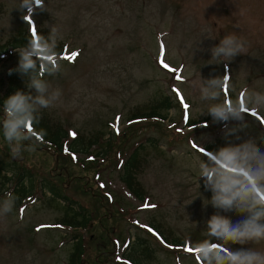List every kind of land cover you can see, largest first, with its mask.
I'll return each mask as SVG.
<instances>
[{
    "label": "rangeland",
    "instance_id": "1",
    "mask_svg": "<svg viewBox=\"0 0 264 264\" xmlns=\"http://www.w3.org/2000/svg\"><path fill=\"white\" fill-rule=\"evenodd\" d=\"M26 31L64 45L66 56L47 57V72L23 78L31 106L66 127L69 141L64 154L43 135H23V124L6 138L12 116L0 115V264H74L78 242L79 264H132L122 254L139 235L153 252L142 264H242L249 253L259 254L251 264H264V237L233 242L209 231L214 215L233 229L257 213L264 224V0H0V46ZM230 35L243 50L214 57ZM24 56L0 55V74ZM166 95L176 103L170 120L129 119ZM225 104L227 115L215 117L211 109ZM75 138L92 141L89 153L70 149ZM139 144L143 200L121 182L118 165ZM22 164L35 174L22 181L32 198L20 201L13 178ZM3 173L12 177L6 185ZM47 180L87 208L89 228L59 223L72 213L62 197L51 199ZM217 182L237 194L231 209L212 203Z\"/></svg>",
    "mask_w": 264,
    "mask_h": 264
},
{
    "label": "trees",
    "instance_id": "2",
    "mask_svg": "<svg viewBox=\"0 0 264 264\" xmlns=\"http://www.w3.org/2000/svg\"><path fill=\"white\" fill-rule=\"evenodd\" d=\"M41 37L36 43L35 39L27 32L26 34H23V36L21 37L11 38L8 41V43L4 44V46H0V55H4V53L6 54L13 53L16 55L25 53L24 57L25 58L27 57V59H30L32 61L31 67L26 68L25 61L23 60L24 61L23 63L16 64L13 67L11 66L7 70L4 76L2 75V73L0 74V115L1 114L3 115L4 110L7 109L6 102L9 99V97L17 93L22 94L26 98L25 111L23 113L18 114L17 117L10 118V120L20 117L25 118L26 121L31 120L33 131L35 133H38V135H43V139L46 142H52L53 144H56L59 147V149L62 150L63 152L65 142L68 140V139L63 140V138H66L68 136L67 128L66 127L62 128L58 125L51 123L48 117L45 115L46 112L37 111L35 108L31 106L28 98V81L25 78H23L25 74L33 73L35 75L42 76L45 73V71L47 72L52 66V63L47 60V57L49 56L57 57V56H62L63 54L66 55L63 44L58 46L55 44L51 45L50 38L46 39V37L42 34ZM34 44H38L40 47H44V48H42V50L39 52L36 51L35 53H31L32 51L30 52L29 49ZM27 53H30V55H27ZM4 80L5 81L7 80L8 83H4ZM178 105L180 104L178 103ZM174 106H176V103L173 101L172 97L166 95L163 99L159 100L154 106H152L149 111H147L146 109H140L137 112H134L133 115H130L129 119H131L132 121L137 119L140 121H149V122H153L152 120H155L157 124L161 125L162 122H165V120L170 119L169 112ZM195 123H198V121L194 120L190 124H195ZM33 131L30 130L29 132L28 130L24 129V131L21 132L25 136H28L29 133H32V135L35 138H37V136L33 133ZM45 136L49 139H47ZM74 141H77V139ZM89 142L91 144L92 141ZM90 144L86 145L85 141L82 138H80L75 143L74 147L73 145L70 146V149L72 151L79 149V151L81 152L89 153ZM93 144H98V141L94 142ZM152 144L154 145L153 142ZM110 148L111 146L107 145L106 147L102 148V153H98V155L105 153L107 154L108 149ZM208 148L212 149V146ZM141 149H143V147L139 146L135 148L133 151H131L129 155L125 156L120 168L121 182H123L127 186V188L130 189L133 192V194L139 198V200L145 199L146 196V193L141 194L143 188L141 184L140 186L137 184L136 173H135V171L140 167L139 151ZM15 164L19 165L17 163ZM21 166L22 168L19 169L18 173H16L15 178H13V180H17L15 181L16 183L15 195L17 196V198H20V201H22L23 198L24 200L32 198V194L29 193L31 191L27 189L25 184H22V181L24 177H29V176L33 177L34 176L33 174H35L33 170L23 167L24 166L23 164ZM0 170H2L1 166H0ZM25 172L27 173V176H25L24 174ZM1 173L2 172H0V174ZM10 179H12V177L9 176V174L8 175L7 173L2 174L1 181L3 185H6V182ZM46 183H48L49 186L51 199L56 200V198L61 199L60 197H62L63 200H66L65 205L68 206L67 203L69 204L68 211L72 213L71 215H69L67 219H62L59 223H65L68 226H72V227L81 226V228H89L90 224L92 223V220L90 214L86 210L87 208L85 209L82 203H79L78 201L71 199L69 196L67 197L65 195L63 196L62 194H60V190H57L55 188L56 183L54 181L47 180ZM74 205L77 207H74ZM150 224L152 226L154 225L152 223ZM156 229L159 228L156 227ZM147 233L151 234L149 232ZM182 241L184 242L183 239ZM183 242H179L181 244H177V242L172 243L166 239V243L168 245L170 246L174 245L175 247L183 246L184 245ZM150 243H151L150 238L142 235L137 236L136 240H134L132 243L131 240H129V243L126 246V248L128 247V249L126 252L124 251V259L126 258L128 262H131L132 264H142V261L148 258V256H146L147 252L150 254L153 253L152 250H149ZM83 249H84V245L81 242H78L72 254V259L75 256L74 264H79ZM138 256L140 257L139 260L136 259V257Z\"/></svg>",
    "mask_w": 264,
    "mask_h": 264
},
{
    "label": "clouds",
    "instance_id": "3",
    "mask_svg": "<svg viewBox=\"0 0 264 264\" xmlns=\"http://www.w3.org/2000/svg\"><path fill=\"white\" fill-rule=\"evenodd\" d=\"M34 47H39L38 44H34ZM242 46L237 43L235 36H226L221 40L220 46L213 49V55L214 57H220L223 55L225 58H231L235 56L238 52L242 51ZM32 61L30 59L25 58V67H31ZM228 77H224V84L227 85ZM39 87V85H37ZM25 100L26 98L20 94L17 93L7 100V111L9 112L10 116L17 117L18 114L23 113L25 111ZM42 104H47L46 101H41ZM227 104L225 106H217L215 108L211 109V112L213 115L217 118H222L227 115ZM27 124V121L25 118H15L10 121L5 122V128H6V138L11 139L15 134L17 129L20 127V125ZM204 175H207L206 173ZM209 181H211V177H209ZM207 186V185H206ZM213 189L219 188V192H215V194L212 197V203L214 205H222L226 209H231L234 206V202L237 199V194L231 192V190L228 187L224 186V183L217 182L212 185ZM258 203L264 204V200H259ZM260 213H257L253 219L248 220L244 222L242 229L240 227H237L233 229L232 225L224 220L223 218L219 216H213L211 221L209 222V231L212 234H215L217 236H220L221 234H224V237L226 239H231L233 242H239L242 238H248L252 239L254 237H264V224L257 223V220L260 218ZM259 257V254L256 253H249L246 254L242 258V264L244 261H247L248 264H251V261L254 259H257ZM238 259H241L238 255H232L231 260L236 261Z\"/></svg>",
    "mask_w": 264,
    "mask_h": 264
},
{
    "label": "snow or ice",
    "instance_id": "4",
    "mask_svg": "<svg viewBox=\"0 0 264 264\" xmlns=\"http://www.w3.org/2000/svg\"><path fill=\"white\" fill-rule=\"evenodd\" d=\"M31 31H32V33L35 35L36 33H37V28L35 27V26H33L32 27V29H31ZM163 66L165 67V68H169V65L168 64H163ZM174 71V70H173ZM180 77H177V79H179ZM181 99H183V97H181ZM184 107L187 109L188 108V105L187 104H184ZM244 111L247 113L248 111H249V109L248 108H244ZM27 127L29 128V130H32V123L31 122H29L28 123V125H27ZM73 135H75L74 133H73ZM201 151L203 152L204 151V149H201ZM74 159H75V156L73 157ZM102 187H103V185H102ZM262 198H264V197H262ZM214 248H217V249H220V246L219 245H216V244H213L212 245ZM189 252H192L193 251V249L192 248H188L187 249ZM222 250H226V249H222ZM198 251V250H197Z\"/></svg>",
    "mask_w": 264,
    "mask_h": 264
}]
</instances>
